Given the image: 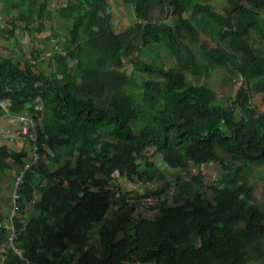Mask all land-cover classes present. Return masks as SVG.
<instances>
[{"label":"trees","instance_id":"trees-1","mask_svg":"<svg viewBox=\"0 0 264 264\" xmlns=\"http://www.w3.org/2000/svg\"><path fill=\"white\" fill-rule=\"evenodd\" d=\"M54 1L5 0L14 29L19 21L34 35L56 18L67 29L46 37L48 60L40 57L44 49L32 54L45 69L0 60V97L11 98L12 114L34 117L40 155L22 175L11 219L21 258L31 264H264V208L251 185L239 181L242 172L264 169V110L254 103L264 93V0H225L219 10L211 0H124L136 20L120 31L109 0H67L56 10ZM154 5L173 20L150 21L146 38ZM201 34L214 45L198 44ZM151 42L175 63L144 60L140 47ZM124 55L134 59L126 62ZM125 64L146 78L138 82ZM222 67L243 82L235 96L219 99L208 84L188 79V73L208 79ZM151 151L173 171L215 163L224 173L206 182L208 190L192 175L152 218L105 221L111 205L105 186L117 176L151 182ZM23 155L1 148L0 169ZM33 199L36 214L25 220ZM5 219L0 211V244L11 234ZM16 262L20 256L9 248L5 263Z\"/></svg>","mask_w":264,"mask_h":264},{"label":"crops","instance_id":"crops-1","mask_svg":"<svg viewBox=\"0 0 264 264\" xmlns=\"http://www.w3.org/2000/svg\"><path fill=\"white\" fill-rule=\"evenodd\" d=\"M216 1L217 0H211L210 3L213 5ZM66 3L67 0H55L52 6L53 9L56 10L59 6L65 5ZM217 9L219 10V8ZM13 19L14 17L12 16V14L9 12V10L7 11L6 9L5 0H0V60L3 58L10 57L16 61H19L22 65L23 63H25V61H29L30 63L36 62L35 66H37L40 70L41 68L45 69L46 65H41L43 61H36V58H33L32 54H35L38 49H44L45 52L42 54L50 56V42H46V44L45 41L47 38H40L41 34L43 33L45 37H49L50 33H52V30L48 28L49 25H47V20L45 30L32 35L31 32H27L22 28L21 23L19 21L16 23L17 28L14 29L12 27ZM9 30H12V34L9 33ZM40 57L42 59L41 54ZM71 64L72 62L69 63L70 67ZM40 109H42L41 104ZM17 126L18 118L16 114H8L0 110V149L7 148L9 152H13L17 155H20L21 152L25 154L23 155L25 157H23L21 161H16L13 158H8V166L6 168L0 169V211L5 216V221L10 219L11 208L13 204L12 190L14 187L15 177L21 171V167L23 166V164L30 163L33 156V151L29 139L19 138L17 136ZM45 150L47 151V154L49 156L54 157V152L49 145L45 146ZM44 159L46 162H49V159L47 157L44 156ZM149 161L154 162L155 164L154 168L152 169V182H141L137 178L135 180H130L126 177L119 176L117 177V179L113 180V183L120 187V189L117 193L114 192V194L111 195V205L109 211L105 215V221L114 222L118 218L125 216H133L135 218L143 216L151 218L152 215L156 213V211L153 209H143L141 204L137 201L136 195H139V193H145L148 190L157 189L162 193L163 199H168L169 203H172V197H174L178 186L184 182L190 181L189 172H183L181 170H170L165 164L161 162L158 156H154ZM142 164L144 165L143 162ZM210 164L212 163L205 164L204 166L197 168L198 176H200V178L204 182L203 184L209 182L207 181L206 176V174L208 175V170L211 172L209 173V176H214V179L218 178L217 175H213V172L217 169L216 166L218 164ZM191 172L197 175L196 167L192 168ZM35 190V197L37 199L39 198V191L38 189ZM132 191H134V193ZM128 192L132 193L129 194ZM35 214L36 211L34 205L29 204L26 207L25 214L22 215V218L27 220ZM97 239L98 236L96 235L93 243L97 241ZM8 246L9 243L0 244V263L5 260V255ZM72 252L73 248H70L67 253ZM128 264L139 263L130 262Z\"/></svg>","mask_w":264,"mask_h":264},{"label":"rangeland","instance_id":"rangeland-1","mask_svg":"<svg viewBox=\"0 0 264 264\" xmlns=\"http://www.w3.org/2000/svg\"><path fill=\"white\" fill-rule=\"evenodd\" d=\"M225 0H217L214 2L213 6L215 8H221V5ZM110 2V10L112 11V18L114 21L115 29L117 31L122 30L124 27L131 24L136 20V15L134 12V8L131 2H125L124 0H109ZM189 15V13L187 14ZM264 16V14H263ZM173 20L172 15L162 16L160 14L159 8L157 5H154L152 8V12L150 14L149 19L146 21V25L148 26V30L146 31V38H148L149 34L154 28V25L150 23L153 20ZM47 25L50 30L58 29L61 32H66V21L62 19L56 18L53 21L47 20ZM44 37V33L41 34L40 38ZM46 43V41H45ZM147 43H150V40H147ZM47 44V43H46ZM151 44H153L151 42ZM198 44H202L204 46H212L214 42L205 34H201L200 40ZM142 49L141 56L144 60L151 61H162L166 65H172L175 63V59L170 57L160 45H153L150 47L141 46ZM129 58V57H127ZM130 62L132 59H128ZM124 69L127 70L128 74L131 75L135 80L141 82L146 76L137 72L131 64H125ZM226 77V78H225ZM188 79L194 84L206 83L211 88H213L217 94L219 99H223L225 95L231 94L236 95L238 93L239 88L242 86L243 82L238 80L237 78L226 73L225 68H217L211 74L208 79H197L192 74L188 73ZM226 103V102H225ZM254 103L259 107L260 110H264V93L257 94ZM213 164V163H212ZM210 164V165H212ZM217 169L213 172V175L220 176V174L224 173L220 165L216 166ZM211 173L208 170L207 181H212L214 176H209ZM240 182H247L251 185V192L255 200L259 203L261 207L264 208V169L261 167H255L252 171L242 172L239 178ZM207 189V188H206Z\"/></svg>","mask_w":264,"mask_h":264},{"label":"clouds","instance_id":"clouds-1","mask_svg":"<svg viewBox=\"0 0 264 264\" xmlns=\"http://www.w3.org/2000/svg\"><path fill=\"white\" fill-rule=\"evenodd\" d=\"M263 12H264V10L262 11V15H263ZM136 15V14H135ZM170 15H172V14H170ZM173 16V15H172ZM155 21V20H154ZM134 22V21H133ZM132 22V23H133ZM64 38V37H63ZM153 45H155V44H153ZM150 46H152V45H150ZM150 46H147V47H150ZM161 46V45H160ZM144 47H146V46H144ZM163 47V46H162ZM164 50V49H163ZM165 51V50H164ZM53 54L52 53H50V56H52ZM41 56H42V59L43 60H45V58H47V60L49 59L48 57H50V56H46V54H42L41 53ZM124 56H127V55H124ZM127 57H132L133 59H134V57L133 56H127ZM125 59V58H124ZM132 59V60H133ZM32 60V59H31ZM126 62L127 61H129V60H125ZM155 62V61H154ZM162 62V61H161ZM163 63V62H162ZM32 64H36V62L35 63H32ZM0 98H2V99H10L11 100V98H9V97H0ZM11 105H10V107L8 108V110H5V109H3V108H0V110L1 111H4L5 113H8V114H11V112H10V110H11V108H12V106H13V101L11 100ZM21 113H28L32 118H33V120H34V117L28 112V111H22V112H20V113H18V114H16L17 115V118L19 117V115L21 114ZM18 125H19V119H18ZM35 120H34V128H33V130H32V132L30 133V134H28V135H23V136H18L19 138H27V139H29V141H30V143H31V148H32V151H33V156H32V160L30 161V163H28V164H31L32 162H33V159H34V157H35V153L38 155V160H39V157H40V155H39V153H38V149H37V146H36V143H35V141H36V134H35ZM17 130H18V126H17ZM16 133H17V131H16ZM34 147H36V150L34 149ZM148 157H149V160L150 159H152L154 156H158L159 157V159L161 160V156L160 155H157V154H155V155H152V151L149 153V155H147ZM38 160L36 161V163L35 164H33L30 168H28V169H31L34 165H36L37 164V162H38ZM161 162H162V160H161ZM153 164H154V162H152ZM28 164H23V166L21 167V171L19 172V174H17V176L15 177V180H14V187H13V190H12V197H13V204H12V208H11V214H10V219L9 220H7V221H4V225L6 226V227H9L10 229H11V234H10V236H9V239H8V241H7V243H9V246L7 247V250L9 249V248H12L14 251H15V253L18 255V256H20V262H16V263H14V264H31L28 260H26V259H23V258H21V252H20V249H18L17 247H15V246H13V242H14V238L16 237V233H15V231H14V227H13V224L11 223V219H12V216L15 214V212H16V198L19 196V190H20V188L18 189V190H16L15 191V188H16V181H17V178H18V176L21 174V172L23 171V173H25V171L26 170H28V169H26L25 170V167H26V165H28ZM202 166H204V165H202ZM194 167H196V173L198 172V170H197V168H199V167H201V166H197L196 164H192L191 165V168L189 169V173H190V175H189V178H190V181L189 182H191V178H192V175H195V174H193L192 172H191V169L192 168H194ZM153 169V168H152ZM170 170H172V169H170ZM180 170V169H179ZM173 171V170H172ZM177 171V170H176ZM182 171V170H181ZM186 172V171H185ZM197 176H198V173H197ZM118 177V176H117ZM119 177H123V176H119ZM125 177V176H124ZM127 178V177H126ZM136 178H134V179H132V180H135ZM138 179V178H137ZM131 180V179H130ZM139 180V179H138ZM139 181H141V180H139ZM141 182H146V181H141ZM152 182V181H151ZM147 183H150V182H147ZM188 183V182H187ZM21 184H22V182H21ZM20 184V185H21ZM205 190H208V188L206 187V184H202L201 185ZM200 186V187H201ZM199 187V185H197V184H194V186H193V188L194 189H196V188H198ZM105 188L107 189V190H109L110 191V193H111V195L112 194H114V192H118L119 191V189H120V187H118L115 183H109L107 186H105ZM207 188V189H206ZM155 190H157V189H154V190H148L147 192H145V193H139V195H136V199H137V201H138V199L140 198V197H144V196H150V195H156V196H158V198H159V201H158V203L157 204H155V205H153V206H149V207H146V206H144V205H142L141 203V206L143 207V209H146V210H155L154 208L157 206V205H159L160 203H162L163 202V200H165V199H163L162 198V193L159 191V190H157V191H159V193L158 192H156ZM130 191V190H129ZM149 192V194H146V193H148ZM210 192H211V190H210ZM174 197H172V199H173ZM139 202V201H138ZM169 202V201H168ZM173 202V201H172ZM31 204L32 205H34V199L31 201ZM30 204V205H31ZM152 218V217H151ZM6 222V223H5ZM0 224H1V222H0ZM11 243V244H10ZM6 254H7V251H6ZM5 259H6V255H5ZM0 264H7V263H5V260H3V262L2 263H0Z\"/></svg>","mask_w":264,"mask_h":264},{"label":"built area","instance_id":"built-area-1","mask_svg":"<svg viewBox=\"0 0 264 264\" xmlns=\"http://www.w3.org/2000/svg\"><path fill=\"white\" fill-rule=\"evenodd\" d=\"M11 103L12 102L10 99L0 98V108L8 110ZM18 119H19V125H18L17 135L23 136V135L30 134L34 128L33 118L28 113H21L19 115ZM34 149L36 150V147H34ZM37 160H38V155L35 153V157L33 159V162L31 164L26 165L25 170L30 168L33 164H35ZM22 175H23V171L21 172V174L17 178L15 191L20 188V184L22 182ZM138 201L142 205L149 207V206H153V205L157 204L159 201V198L156 195H150V196L140 197L138 199Z\"/></svg>","mask_w":264,"mask_h":264},{"label":"water","instance_id":"water-1","mask_svg":"<svg viewBox=\"0 0 264 264\" xmlns=\"http://www.w3.org/2000/svg\"><path fill=\"white\" fill-rule=\"evenodd\" d=\"M125 60L133 59L132 57L127 58V56H124Z\"/></svg>","mask_w":264,"mask_h":264}]
</instances>
